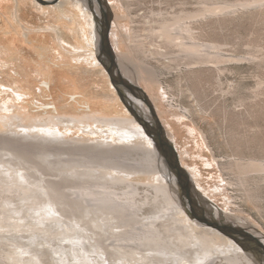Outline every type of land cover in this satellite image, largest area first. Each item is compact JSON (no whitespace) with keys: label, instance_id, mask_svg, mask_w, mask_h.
Masks as SVG:
<instances>
[{"label":"bare ground","instance_id":"obj_1","mask_svg":"<svg viewBox=\"0 0 264 264\" xmlns=\"http://www.w3.org/2000/svg\"><path fill=\"white\" fill-rule=\"evenodd\" d=\"M121 1L124 4L123 7L120 4V8L127 12L130 23L137 24H134L136 17H132L135 1ZM150 1L158 8L149 9L144 16L150 20L149 26L143 29L129 27L131 47L139 55L141 66L147 63L148 58L161 61L164 57L169 59V64H166L168 70L196 67L197 71L206 68L221 72L231 62L256 58V54L252 53L250 56L248 53V58L226 54L224 49L227 43L217 38L214 32L219 31L223 27L222 22L232 19V16L248 10L264 12V0ZM84 2L90 10L94 8L97 17L83 9L85 5L82 0H64L73 7H81L79 11L83 14L85 26L84 34L80 36L81 49H94L97 46L98 54L99 34L95 25L100 12L96 3L90 0ZM107 2L114 14V0ZM191 4L195 6L193 9L188 7ZM61 12L64 13L65 9L62 8ZM115 24L113 21L110 43L120 73L137 85L132 79L131 69L121 63L124 59L114 40ZM157 40H160L159 46L150 49L149 46ZM74 59L82 61L89 68L98 66L94 65L97 58L92 54L82 53ZM138 68L142 74L153 78L154 72L143 66ZM154 77L158 82V75ZM17 95L25 96L23 93ZM135 99L132 97L131 105L142 115L150 117L148 105L139 101L140 106ZM102 101L115 104V99L110 96H104ZM147 102L150 104L148 99ZM100 105L101 110H97L100 108L96 106L92 109L87 103V112L52 114L43 103L41 108L45 116L30 115L24 106L21 109L25 113L18 114L20 118L16 115L0 116V224H5L0 228H5L7 235H0V264H264V251L260 248L257 250L235 244L215 229L192 219L182 204L181 193L173 176L135 117L130 112L127 115L116 114L105 109L104 104ZM3 111L8 112L10 108ZM186 114L181 113L184 117ZM157 116L190 178V187L200 200L212 202L207 195V198L202 195L205 190L200 194L195 189L197 186L194 185L198 182L195 176L198 173L189 169L167 123L161 115ZM57 126L58 130L52 128ZM36 129H44V132L50 133V138L42 136V132ZM104 129H107L105 134L102 133ZM18 130L24 134L14 136ZM62 130L75 134L64 137ZM81 132L87 136L79 137ZM109 134H114L116 140L108 138ZM120 145L134 148L136 154L132 150L118 152ZM146 163L149 166H144ZM219 165L231 176L227 179L228 185L240 186L246 192L249 203H257L258 185L252 184L256 181L255 175L260 176L263 182L264 160L233 155ZM144 176L146 181L141 180ZM237 211L229 209L225 212L223 207L220 215L226 221L246 229L243 223L237 221L240 216L232 213ZM42 214L48 216L41 219ZM58 220L62 224H58ZM88 220L91 221L89 225L86 223ZM94 224L100 231L86 232V227ZM63 226H66L65 231H72L77 236L83 227L87 235L80 238L83 239L78 244L80 250L74 249L70 253L62 249L60 254L58 248L52 249L53 254L60 256L56 262L49 260L51 256L45 250H28L30 244L21 242L18 237L19 233L25 232L62 236L65 234ZM22 239L27 237L21 236Z\"/></svg>","mask_w":264,"mask_h":264},{"label":"rangeland","instance_id":"obj_2","mask_svg":"<svg viewBox=\"0 0 264 264\" xmlns=\"http://www.w3.org/2000/svg\"><path fill=\"white\" fill-rule=\"evenodd\" d=\"M140 1L139 5V0H132L135 5L132 7L134 12L131 16L137 18L134 22L137 24L133 25L122 8L124 2L114 0V40L124 59L121 63L131 69L136 86L143 90L155 113L161 115L167 123L189 169L192 168L193 170H190L198 173L196 178L194 177L198 181L194 187L199 186V189H196L200 194L205 190V195H202L206 198L208 196L221 211L223 207L225 212L229 209L238 210L232 212L235 216H240L237 221L243 223L244 228L264 242V178L262 182L260 176L255 175L256 181L252 185L257 183L259 190H256V195L259 199L257 203L254 201L253 205L247 200L243 188L228 185L227 179L231 176L219 165L230 160L233 155L264 160V12L248 10L240 13L241 15L232 16V19L229 16L226 19L230 20L225 23L223 21V27L214 32L217 38L227 43L224 49L226 54L248 58L252 53L256 54L255 59L231 62L225 65L227 69L217 72L206 68H199L197 71L196 67L168 70L166 64H169V59L163 57L158 61L148 58L147 63H142V66L154 72L152 78L142 74L138 68L142 66L139 55L131 47L129 27L143 29L149 26L150 20L144 16L149 9H156L158 5L150 0ZM82 2L85 5L83 9L92 12L84 0ZM92 2L95 3L96 0ZM188 7L193 9L195 6L191 4ZM62 8L65 9L64 13L61 12ZM80 8L66 4L64 0H0V116H18L25 113L23 108L21 109L23 106L30 115L45 116V111L41 108L43 103L49 107L48 111L52 114L87 112V103L92 109H95V106L100 108H96L97 110H101L100 104H104L105 109L120 115L130 112L96 56L97 46L94 49H81L80 36L85 26ZM159 41L150 45V49H156ZM161 51L164 52L163 49ZM82 53L96 57L97 63L94 65L98 66L89 68L82 61L74 59ZM188 69L197 72H189ZM154 75H158V82ZM18 93L25 96L18 97ZM104 96L115 99V104L102 101ZM129 97L132 98L131 95ZM134 101L139 104L141 100ZM141 103L147 105L144 101ZM4 108H10V111L4 112ZM181 113L187 116L184 117ZM52 128L58 130V126ZM36 130L42 132V136L50 138V133L44 132V129ZM106 130L102 133L105 134ZM21 133L24 134L18 130L14 136ZM58 133L56 131L57 135ZM61 133L64 137L75 134L63 130ZM78 136L87 135L81 132ZM108 138L116 140L114 134H109ZM120 146V150L116 148L118 152L132 150L136 154L134 148ZM145 165L149 166L147 163ZM145 177L141 180L146 181ZM188 193L194 201H201L193 187H188ZM45 216L48 214H42L40 218ZM86 223L89 225L91 221ZM58 224L62 222L58 220ZM1 226L5 224L2 223ZM65 228L66 226L62 227L64 231ZM83 229L81 227L78 236L68 230L62 236L44 232L34 235L25 232L17 236L21 242L30 244L28 250H45L51 256L49 260L56 262L60 256L53 254L52 249L58 248L60 254L62 249L72 253L74 249H81L78 244L83 242L80 238L85 237L86 232L100 231L95 224L86 227V232ZM5 232V228H0V235H5ZM20 235L27 239L21 240Z\"/></svg>","mask_w":264,"mask_h":264},{"label":"water","instance_id":"obj_3","mask_svg":"<svg viewBox=\"0 0 264 264\" xmlns=\"http://www.w3.org/2000/svg\"><path fill=\"white\" fill-rule=\"evenodd\" d=\"M90 1L92 2V0ZM95 3L97 4L100 12L99 19L95 25L99 34L98 60L107 72L110 83L115 86L122 102L135 117L138 124L145 131L146 135L151 138L155 148L157 149L158 157L162 159L169 174L173 176L177 187L180 190L181 201L186 212L192 219L205 226L215 229L222 235L232 240L235 244L257 250L260 248L264 251V244L258 237L254 236L246 229L237 226V224L223 219L220 215L221 210L216 208L212 202H209V200L196 202L192 199L191 195L188 193L190 178L187 175L186 170L182 167L176 149L167 137L154 108L147 102V99H145L143 90L124 78L120 73L116 56L110 43L113 12L110 10L107 0H96ZM91 11L94 15H96L93 8ZM129 95L144 101L149 107L151 116L146 117L142 115L141 112L135 108V106H132L130 103L132 98L129 97ZM188 206H190V208H188Z\"/></svg>","mask_w":264,"mask_h":264}]
</instances>
